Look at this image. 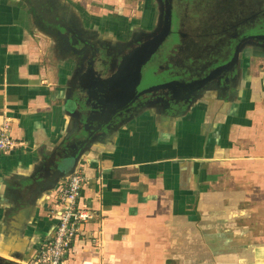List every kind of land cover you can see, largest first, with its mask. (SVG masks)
I'll return each instance as SVG.
<instances>
[{
  "label": "crops",
  "instance_id": "obj_1",
  "mask_svg": "<svg viewBox=\"0 0 264 264\" xmlns=\"http://www.w3.org/2000/svg\"><path fill=\"white\" fill-rule=\"evenodd\" d=\"M58 65L28 9L0 0V129L9 122L15 140L0 152V264L33 259L66 208L71 176L54 189L68 171L57 163L77 150L65 142L76 92L88 99L94 86ZM236 109L212 136L201 119L153 117L107 136L84 126L74 174L93 218L62 264H264V106Z\"/></svg>",
  "mask_w": 264,
  "mask_h": 264
},
{
  "label": "flooded vegetation",
  "instance_id": "obj_2",
  "mask_svg": "<svg viewBox=\"0 0 264 264\" xmlns=\"http://www.w3.org/2000/svg\"><path fill=\"white\" fill-rule=\"evenodd\" d=\"M18 1L58 66L75 85L90 80L93 104L116 126L201 119L212 136L239 106H264V0H145L138 19L123 9L117 31L73 0Z\"/></svg>",
  "mask_w": 264,
  "mask_h": 264
},
{
  "label": "built area",
  "instance_id": "obj_3",
  "mask_svg": "<svg viewBox=\"0 0 264 264\" xmlns=\"http://www.w3.org/2000/svg\"><path fill=\"white\" fill-rule=\"evenodd\" d=\"M15 140L10 132V123L4 122L0 129V152L12 150ZM86 184L85 176L73 174L67 181L62 201L66 208L53 238L27 264H62L75 239L93 215L79 207V199Z\"/></svg>",
  "mask_w": 264,
  "mask_h": 264
},
{
  "label": "water",
  "instance_id": "obj_4",
  "mask_svg": "<svg viewBox=\"0 0 264 264\" xmlns=\"http://www.w3.org/2000/svg\"><path fill=\"white\" fill-rule=\"evenodd\" d=\"M75 96H77L79 103H75L74 105L72 104L71 106L73 108L75 119L77 121L76 125L71 128V132H73L72 135L69 138H66L65 142L67 143L74 140V145L77 150H72L74 155L65 153L63 156H61V159L57 164H59L61 168L68 171L63 177H61V175L59 176L57 183L53 186L54 189L58 188L60 183L66 182L67 179L76 172V169L79 167V164L81 163L83 157L82 152L78 154L79 148L86 144L85 141L91 136V129L93 131L98 130L99 132L104 133L105 136H107L108 134L112 135L114 133L113 131L116 130V125L113 123L114 115H108L111 110H106L105 107L103 108L101 106L96 107V105L93 104L94 101L92 96L87 99L85 98V96H83L80 90L76 92ZM88 108L95 109L96 115H93L94 113H89L87 111ZM110 117L113 119H111ZM86 125L90 126L91 129L89 127H84ZM65 148L66 146L63 149ZM31 180L35 181V179ZM12 264L19 263L14 262Z\"/></svg>",
  "mask_w": 264,
  "mask_h": 264
},
{
  "label": "rangeland",
  "instance_id": "obj_5",
  "mask_svg": "<svg viewBox=\"0 0 264 264\" xmlns=\"http://www.w3.org/2000/svg\"><path fill=\"white\" fill-rule=\"evenodd\" d=\"M77 9L85 17L95 21L102 30H118L117 21L124 17L123 9L133 7L131 18H140L148 8L145 0H73ZM262 103L257 104L261 106Z\"/></svg>",
  "mask_w": 264,
  "mask_h": 264
}]
</instances>
